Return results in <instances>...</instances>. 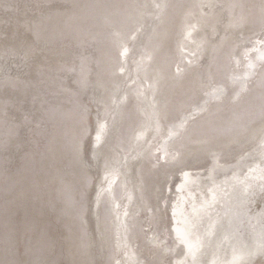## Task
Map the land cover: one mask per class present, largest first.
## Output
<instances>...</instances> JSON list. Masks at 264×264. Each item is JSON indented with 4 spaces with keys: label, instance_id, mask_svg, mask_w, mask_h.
<instances>
[{
    "label": "rangeland",
    "instance_id": "1",
    "mask_svg": "<svg viewBox=\"0 0 264 264\" xmlns=\"http://www.w3.org/2000/svg\"><path fill=\"white\" fill-rule=\"evenodd\" d=\"M116 1L126 3L129 0ZM190 1L148 0L138 21L126 24L123 29L127 33L131 28L138 27L139 31L134 32L135 40L129 38L125 64L127 70L119 80L121 95L127 94L129 99L121 107L122 115H117L115 122L108 120V128L104 130L103 136L108 145L106 152L117 173L112 177L111 191L104 194L109 209L106 241L102 245L95 236L96 252L102 257L101 264H106L109 258H113V261L119 260L121 264H160L162 260L160 252L149 239L156 231L154 221L152 230L147 231L150 209L145 211V208L151 205L137 200L133 182L127 178V174L139 170L142 160L153 167L156 156H163V152H157V148L164 146L166 137L154 130L151 106L139 102L136 96L137 91L146 89L153 82L152 70L160 57H163L165 66L161 68L164 70L163 78L155 92V102L157 105H169L170 122H179L187 115L180 105L182 98L192 95L200 98L204 90L211 91L213 88L223 89L225 94L231 95L234 89L239 90L241 83L246 84L248 89L242 94L241 104L235 109L223 108L215 119L214 127L220 130L218 142L248 134L261 117L260 85L264 80V61L260 60V55L264 52V46L261 52L253 55L247 53L250 48L249 38H262L261 27L264 21L260 19V0H222L221 3H216V0H201L199 5L194 6L190 5ZM92 3L93 0H0V51H3L5 43L2 42L9 33L14 32V35L21 38V41L16 42L14 53L6 50L9 53L8 59L0 54V264H41V256L45 251L49 257L48 264H79L75 258V244L77 238L82 243V235L87 247H81V254L85 255L89 250L91 231L85 223L86 217H90L94 225L96 222L91 213L84 217V223L62 215L64 199L58 178L62 177L65 183L72 186L75 196H81L86 191L88 197L90 196V203L94 200L100 184L104 183L103 161L95 164L86 155L85 160L89 165L86 168L89 171H75L76 166L69 165L64 142L59 139L63 130L71 135L70 129L74 126L72 121H57L48 124L43 130H37L26 125L24 117L26 114L38 112L39 102L34 104L33 96L49 87L40 83L37 75L39 65L64 64L73 68V71L61 73V76L63 87L75 92L73 85L77 81L78 72L84 73L95 59L104 60L105 50L109 64L114 60L116 54L107 43L106 30L95 26ZM215 3L220 9L218 8L219 14L214 17L212 11L216 10L207 5ZM235 4L240 17L243 9L252 11L249 19L253 25L250 35H241V38L230 42L229 34L220 30V18L221 15H227V11L231 15L235 7L229 6ZM185 6L190 9L191 21L176 27V10ZM200 9L205 16H201ZM206 18L210 19V36L205 38L203 27ZM192 25H195L193 29ZM164 28L169 29L166 34L172 40V45L165 51L150 45L152 37L159 36ZM188 31L191 33L190 37H186ZM28 34L30 37L27 39ZM31 42L36 50L31 63L35 68L34 76L28 75L30 63H26ZM81 55L88 57L83 66L79 58ZM142 58L143 64L138 72L137 65ZM249 62L252 63V68H249ZM50 87L57 93V99H70L58 85ZM147 95L151 100L152 93ZM78 99L90 108L89 124L94 134L91 117L97 108L88 98L85 101ZM62 108L67 111L72 108V104L65 102ZM103 111L102 107L101 123ZM141 130L144 131V140L148 143L144 144V140H141L140 144L144 149L152 145L151 154L136 146L134 136ZM258 137L259 134L255 137L254 144L239 157L242 162L253 161L251 166L233 170L234 163L219 160L221 167L213 174L217 186L231 191L235 183L234 177L254 186L261 183L264 159ZM199 145L196 137H193V141L187 143L182 151L184 153L186 149ZM167 149L169 153L175 151L171 144ZM138 152L141 155L138 156ZM160 165H164L163 159ZM157 167L161 166L153 168ZM212 167L213 162L210 166L188 170L190 180L199 184L196 195L200 194V190L206 191L212 186L213 181L208 179V172ZM40 173H44V180L39 176ZM173 174L169 183L175 185L181 179L182 173L175 171ZM85 176L92 180L88 189L84 188ZM77 183L82 185L81 188H77ZM43 184L48 188L47 196H43L40 189L38 190ZM104 187L108 188L109 185L104 183ZM165 194L168 195L166 188ZM171 195H177L175 187ZM222 207L223 201H220L215 209L221 217L224 216L221 213ZM251 210L258 213L261 209L254 203ZM167 215L171 216V208ZM121 224H126L127 230L120 227ZM32 228L35 230L33 237ZM203 232L204 229H201L202 242L217 234L216 231L213 235L204 236ZM174 239L172 234L168 243L174 249L176 258L182 259V245L174 244ZM257 239L258 231L254 232L245 223L238 232L230 234L227 239H221L214 246L209 241L207 244L202 243L197 249V256L201 264H229L234 248L256 242ZM257 264H264V259L258 260Z\"/></svg>",
    "mask_w": 264,
    "mask_h": 264
},
{
    "label": "snow or ice",
    "instance_id": "2",
    "mask_svg": "<svg viewBox=\"0 0 264 264\" xmlns=\"http://www.w3.org/2000/svg\"><path fill=\"white\" fill-rule=\"evenodd\" d=\"M207 7L212 8L214 6L207 5ZM259 11L262 21H264V0H260ZM128 23L127 18L117 20L114 14L105 15L99 22V26L106 30L107 43L116 55L108 67L100 65L98 62L101 71L96 87L102 90V95L100 97L93 96L90 102L102 106L104 111L103 123H101L100 108H97L95 136H93V129L89 124L90 108L79 101L77 93L63 87L61 73L74 70L64 64L55 66L42 64L38 66L37 75L40 77V83L49 85V87L33 96V103L39 102L38 112L26 114L24 117L25 124L31 125L37 130H43L48 124L57 121H72L74 130L71 135L65 137L63 144L69 156L70 166L88 167L89 165L85 160L86 155L88 160L95 164L103 161L104 183H107L109 187L105 188L104 183H101L94 200L92 199L90 203L87 200L86 191L81 193L80 199H77L72 186L65 183L62 177L58 178L64 199L62 215L84 223V217L91 213L96 222V237L102 242V245L109 229V209L104 194L111 191L112 177L117 173L113 161L106 152L108 145L107 141L102 138V132L108 128L109 119L115 122L117 115H122L121 107L129 99L127 94L121 95L122 89L119 80L127 70L125 64L129 51L127 47L129 38L135 40L134 32L139 31V28L133 27L125 33L123 29ZM261 36L262 38L257 43L264 46V24L261 27ZM121 57L124 59L122 60ZM79 58L81 66L88 59L83 55ZM260 60L264 61V52L261 53ZM142 64L143 58L137 65L138 72L141 70ZM248 66L249 68L253 67L251 62ZM144 70L147 72L146 69ZM163 72V69L157 71L152 77L153 82L149 83L146 89L136 93L139 102L148 103L152 108L151 120L154 124V130L166 137L164 146L157 148V152H163V156H156V164L153 165V167L165 168L162 182L154 187L156 204L154 207L147 206L145 208V211L150 209L147 231L152 230L153 221L156 223V231L149 239L160 252L162 257L160 264H201L197 256V249L202 244L201 229H204V236L213 235L217 230H224L225 239H227L230 234L238 232L240 226L245 223L254 232L258 231V239L256 242H249L239 248H234L233 258L229 264H257L258 260L264 259V169L261 170L262 181L258 186L234 177L235 183L232 185V190L227 191L217 186L213 180V174L217 168L221 167L218 158L227 147V145L218 142L220 130L214 127L215 119L223 108L235 109L241 104L242 94L247 92V86L241 83L239 90L234 89L231 95L225 94L223 89L213 88L211 91L204 90L203 96L200 98H196L194 95L186 96L181 99L180 105L187 115L179 122H170L169 105H157L155 102V92L163 78ZM77 83L82 89L87 87V82L83 79ZM51 85H58L63 92L68 94L70 99L67 101L57 99V93L51 90ZM260 87L262 103L258 139L262 159H264V80L261 81ZM149 92L152 93L151 100L148 99L147 94ZM65 102L71 103L72 108L65 111L62 108V104ZM193 137H196V142L202 146L204 154L211 157L213 162V167L208 172V179L213 181L212 186L208 187L206 191L200 190L199 195L195 194L199 189V184L197 181L190 180V173L183 170L189 165V162L185 160L182 149L186 147L187 143L193 141ZM134 139L137 148L151 154L152 145H148L144 149V146L140 144V141L144 140L143 130L136 134ZM147 143V140H144V144ZM169 144L175 148L172 153L168 152L167 146ZM137 155L139 156L141 153L138 152ZM162 159L164 165H160ZM124 162L127 163V157H125ZM172 169H177L182 173L183 182L175 185L169 183ZM91 184V178L85 176L84 188H90ZM173 187L177 193L175 197L171 195ZM165 188L168 195L165 194ZM128 198L131 200V196ZM220 201H225L228 205V210L223 217L215 211ZM254 203L261 209L258 213H253L251 210ZM169 208H171L170 217L167 215ZM127 215L125 212V216ZM120 227L127 230L126 224H121ZM173 233L175 239L172 242L187 249L182 259L176 258L174 249L168 243V240L172 239ZM193 238H195L196 243H193ZM81 241V247L86 248L84 235H82ZM106 264H121V261H113V258H109Z\"/></svg>",
    "mask_w": 264,
    "mask_h": 264
},
{
    "label": "bare ground",
    "instance_id": "3",
    "mask_svg": "<svg viewBox=\"0 0 264 264\" xmlns=\"http://www.w3.org/2000/svg\"><path fill=\"white\" fill-rule=\"evenodd\" d=\"M210 2H214L215 0H209ZM148 2V0H129L126 3H121L118 1L114 0H93L92 3V12H94V22L95 26H99V22L104 17L105 15L108 14H114L115 18L117 20L120 19H125L127 18L129 20V23H135L138 21V18L141 16V13L144 9V7H137V6H143ZM201 0H191L190 5H199ZM222 0H216V3H221ZM216 3L213 5L211 9L216 10L212 11L213 16H217L219 14L218 8L216 6ZM235 9L231 13V15H221L220 18V30H223L225 33H228L230 36V42H234L237 40L241 35H250L251 30H252V22L249 19V16H251L252 11H248V9H243L241 12V17L238 15V7L235 4ZM220 9V8H219ZM104 12H101L103 11ZM201 11V16L204 15L205 13L200 9ZM190 9L185 7L179 8L176 10V22L177 26L183 25L185 23H188L191 21L190 19ZM207 15V14H206ZM205 16V15H204ZM206 23L205 27H203V34L206 37L210 36V30H208V24L210 19L206 18ZM262 20V18L260 17ZM195 25H192V29L194 28ZM168 28H164L161 33H159V36L157 37H152L150 41V45L153 47H158L161 50L165 51L166 48L170 47L172 45V40L169 38V36L166 34L168 32ZM188 31L186 33V37L189 36ZM15 33H9L7 39L3 41L2 43H5L2 47L3 51H0V54L4 57L7 58L9 56L8 51L6 50H11L13 53L16 51L17 47V41H21V38L17 37L14 35ZM29 34L27 35V39L29 38ZM250 37V36H249ZM241 38V37H240ZM20 39V40H19ZM4 40V39H3ZM253 40V41H252ZM260 40V38L252 36L249 38V43L250 48L247 50V53L250 55H253L254 53H257L258 51L261 52L262 50V45L257 43V41ZM26 42V40H25ZM1 43V41H0ZM247 44V45H248ZM108 47V46H106ZM11 48V49H10ZM11 52V53H12ZM28 55L26 56V63L29 64V71L28 75L29 76H34L35 75V68L31 63L33 61L32 55L36 53L35 47H33V43L31 42L28 46ZM105 54V59L100 60V59H95L93 60L90 65L87 66V69L85 70L84 73L78 72L77 75V81L74 83V91L77 93L78 98L80 100L85 101L86 98L91 101V98L93 96L100 97L102 95V90L98 89L96 87L97 85V80L101 71V67L98 66V62H100V65L104 67L109 66V60L107 58V50L104 51ZM3 57V58H4ZM1 58V57H0ZM165 64L163 62V57H160L158 64L155 66V68L152 70V77H154V74L161 70V68H164ZM83 79L84 81L87 82V87L86 88H81L80 85L77 83ZM88 102V101H87ZM91 105V104H90ZM93 105L96 108H100V112L102 110V106H99L95 103ZM97 112V111H96ZM96 112L93 114L91 117V121L94 125V136H95V130L97 128V117H96ZM261 118V117H260ZM260 118L255 122V124L252 126L248 134L246 135H240L236 137H232V139L228 138L226 140H223L222 144L227 145V147L224 149L223 152H221L219 156V160L221 161H226V162H231L234 163L232 169L235 170L236 168H242V167H249L251 166L253 161H244L239 159L241 153L247 149H249L255 142L256 138L259 134V129H260ZM74 130V126L70 129V132L72 134ZM69 133L66 130L61 131V134L59 136V139H61L64 142V139L66 136H68ZM105 135L104 131L102 132V138ZM53 152V151H51ZM54 153V152H53ZM65 158V155L63 156ZM184 157L185 160L189 162V165L187 167H184V171L188 172V170H193L197 168H201L202 166H210L212 164L211 157L207 156L204 154L202 150V146L199 145L198 147L194 148H189L186 149L184 152ZM194 162V163H193ZM141 166L139 170L130 173L129 175L127 174V178L133 182V189L136 191L137 195V200L142 203H148L152 207L155 206L156 204V199H155V193H154V187L157 186L162 182L163 179V173L165 171L164 167H157L153 168L148 165V163L144 162L143 160L140 162ZM232 166V165H231ZM80 170L81 173H84L85 171L87 172L88 168L85 167H80L76 166L75 171ZM133 170V169H132ZM132 170H129L132 171ZM89 171V170H88ZM172 174L175 171H179L177 169H172ZM174 175V174H173ZM34 176V174H33ZM42 180H44V173H40ZM34 178V177H33ZM183 175L181 174V179L176 182V184H179L183 182ZM190 179V178H189ZM173 180V179H172ZM175 180V179H174ZM77 188H81V184L77 183ZM37 188V187H36ZM40 189V192L43 196H47L46 190L48 189L46 184L41 185L38 190ZM34 190V188H33ZM90 197V196H89ZM87 195V200L89 199ZM77 199H80V196H76ZM228 210V205L225 201H223V207L221 213L224 215V213ZM257 213V212H256ZM93 220L90 217H86L85 223L88 225V229L91 231V234H89L90 240H89V250L85 255L81 254V243L79 242V238L76 239V247H75V258L79 262V264H101L102 263V257L96 252V225L93 224ZM240 229V228H239ZM95 230V231H94ZM132 230V229H131ZM32 237L35 234L34 228L31 229ZM133 233V231H132ZM225 231L224 230H217V234L215 237L212 239L207 238V241H203L202 243H206L209 241L211 246H214L215 244H218L221 239L225 238ZM175 236V234L173 233ZM107 238V234H106ZM106 238L104 241H106ZM108 243V242H107ZM106 243V244H107ZM193 243H196V240H193ZM202 245V244H201ZM182 253L185 254L187 252V249L182 246ZM49 257L46 251L42 253L41 256V264H48Z\"/></svg>",
    "mask_w": 264,
    "mask_h": 264
}]
</instances>
